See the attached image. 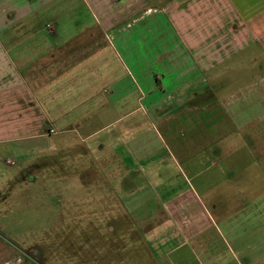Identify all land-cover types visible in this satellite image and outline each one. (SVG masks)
<instances>
[{"label":"crops","instance_id":"crops-1","mask_svg":"<svg viewBox=\"0 0 264 264\" xmlns=\"http://www.w3.org/2000/svg\"><path fill=\"white\" fill-rule=\"evenodd\" d=\"M52 137L94 158L151 264H264V0H0V146Z\"/></svg>","mask_w":264,"mask_h":264},{"label":"rangeland","instance_id":"rangeland-1","mask_svg":"<svg viewBox=\"0 0 264 264\" xmlns=\"http://www.w3.org/2000/svg\"><path fill=\"white\" fill-rule=\"evenodd\" d=\"M69 21L63 19L62 26ZM74 21L76 28L88 18ZM140 97L137 90V105ZM55 139L42 143L44 152L35 154L0 146V236L13 248L9 258L17 261L20 248L28 264H151L140 234L133 232L135 224L128 221L130 213L117 195H109L113 183L97 177L94 158L80 154L81 142L57 143L55 149ZM9 159L17 165H8ZM142 184L137 178L135 186Z\"/></svg>","mask_w":264,"mask_h":264},{"label":"built area","instance_id":"built-area-1","mask_svg":"<svg viewBox=\"0 0 264 264\" xmlns=\"http://www.w3.org/2000/svg\"><path fill=\"white\" fill-rule=\"evenodd\" d=\"M48 132L49 133H54L55 131L53 129H51ZM7 164L10 165V166H16L17 162L15 160L9 159V160H7Z\"/></svg>","mask_w":264,"mask_h":264},{"label":"flooded vegetation","instance_id":"flooded-vegetation-1","mask_svg":"<svg viewBox=\"0 0 264 264\" xmlns=\"http://www.w3.org/2000/svg\"><path fill=\"white\" fill-rule=\"evenodd\" d=\"M22 254H23V252H22ZM23 255H24V259H23L24 264H28L25 262V257H27V256H25V253Z\"/></svg>","mask_w":264,"mask_h":264}]
</instances>
